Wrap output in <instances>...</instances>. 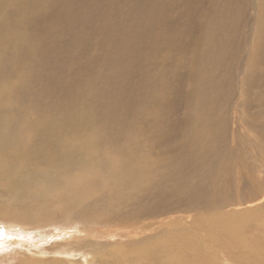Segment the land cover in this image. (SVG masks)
Returning a JSON list of instances; mask_svg holds the SVG:
<instances>
[{"label":"bare ground","instance_id":"obj_1","mask_svg":"<svg viewBox=\"0 0 264 264\" xmlns=\"http://www.w3.org/2000/svg\"><path fill=\"white\" fill-rule=\"evenodd\" d=\"M2 142L0 222L115 207L170 221L167 263L208 261L195 227L211 264H264V0H0Z\"/></svg>","mask_w":264,"mask_h":264},{"label":"rangeland","instance_id":"obj_2","mask_svg":"<svg viewBox=\"0 0 264 264\" xmlns=\"http://www.w3.org/2000/svg\"><path fill=\"white\" fill-rule=\"evenodd\" d=\"M238 133L240 134L241 139H243L245 133L238 125V123L235 122V125L232 128V135H235V137L237 136V140L240 139ZM3 143L4 142L0 143V145H2ZM143 147L144 145L140 143V148ZM236 152L242 157V166L243 162H245V159H247L244 158V148L240 146ZM144 163L145 165L147 164V162H145V159ZM102 166H104L103 162ZM240 170L245 180L247 178L252 180L257 176L251 169L241 167ZM242 183L243 181H240L239 185H242ZM110 185L111 183L105 187L106 190ZM24 190L25 188L22 185H12L9 187L10 194H16ZM106 194L107 193H104L101 198L103 199L102 201L105 203V205H108L113 201V198L107 197ZM87 196L92 195L87 193L86 197ZM94 200L95 198L93 197V201ZM4 203L5 202L2 200V198H0V205H3ZM80 205L82 204L80 203L77 206ZM6 207L11 208L12 206L6 205ZM23 208L27 209L26 211H23L21 208V212L24 217L16 221H9L10 224L17 222V224H14V226L12 225V227L11 225H9V222L3 220L7 223H4L3 221L0 222V231L16 232V230L19 229L22 235H31V241L27 242V240H24L16 244L15 241H20V239L15 237V234L8 233V235H11V238L3 242V247H0V264H30L32 262H29L28 260L22 261V258L29 259V257H36V260L38 262V258H40L41 256H46V264H85L90 262L93 257V259L96 260V264H170L169 262L167 263V256L164 255V251H159V248H150L156 243L159 237V235L157 236V238L156 236L154 237L156 229L159 226H164L166 228L170 227V221L166 222L165 224L158 225L157 219L155 218L153 220H143V222L146 223L148 221H152V225L151 228L142 230L140 229V225L143 222L137 223L129 222L127 220L118 221L111 219L115 209V207H111L109 211H87L84 212L85 214H82L81 209H77V212H74L76 214L74 218L72 217L71 209V215H68L66 217H57L55 221L53 219H49L48 222H45L43 220H32V212H30L32 207ZM174 211H176V213L173 215L184 216L187 214L186 211H183L181 209H177ZM158 217L161 216L159 215ZM168 217L169 216H166L164 220H166ZM167 223L169 224V226L167 225ZM191 231H194L193 234L200 233L195 237L196 240L202 236L205 239L210 238V242H207L205 244L208 248V261L206 259L207 256H202V259H200L199 256L198 258H196V264H201L203 262L211 264L210 261L213 260L214 256H221L216 250V240L211 236L210 233L195 227L191 228ZM190 233L192 234V232ZM3 237L4 236L1 235L0 239ZM131 243L132 245H129ZM150 250L153 251L149 252ZM109 254L111 255V257ZM170 255H177L175 256V259L168 257L174 264H177L178 257H184L174 252H171ZM164 259L166 260V262L164 261ZM187 259H192V256L188 255ZM103 260L105 261L104 263ZM183 262L184 263L181 264H195L193 261L188 260H184Z\"/></svg>","mask_w":264,"mask_h":264}]
</instances>
